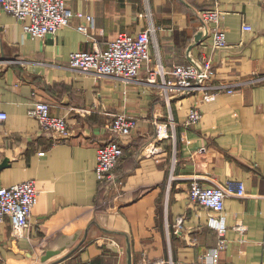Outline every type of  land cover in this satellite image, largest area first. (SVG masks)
I'll use <instances>...</instances> for the list:
<instances>
[{
  "label": "crops",
  "instance_id": "0c3cea01",
  "mask_svg": "<svg viewBox=\"0 0 264 264\" xmlns=\"http://www.w3.org/2000/svg\"><path fill=\"white\" fill-rule=\"evenodd\" d=\"M65 2L90 14L92 24L75 16L55 34L31 37L0 8V109L7 114L0 126V185L33 178L38 190L27 229L17 234L8 220L0 222V264H127V238L132 264L143 256L164 264L169 254L175 262L192 261L217 236L206 225L209 210L188 197L191 176L205 185L244 181L247 195L224 202L220 264H264V81L246 82L264 76V0ZM215 6L224 13L226 45L212 48L208 29L187 51L202 27L200 12ZM79 23H87L86 33ZM149 24L156 27L151 64L157 53L167 69L205 56L215 70L210 83L234 88L202 102L194 125L184 121L200 92L167 97L147 82L145 66L125 81L68 65L71 51L103 46L120 31ZM35 100L65 117L66 136L42 131L28 114ZM122 110L136 125L117 138L123 154L112 177L98 180L96 149L112 138L107 126Z\"/></svg>",
  "mask_w": 264,
  "mask_h": 264
},
{
  "label": "built area",
  "instance_id": "2783aa9c",
  "mask_svg": "<svg viewBox=\"0 0 264 264\" xmlns=\"http://www.w3.org/2000/svg\"><path fill=\"white\" fill-rule=\"evenodd\" d=\"M0 8L18 19L24 32L31 37L55 34L64 25L70 23L75 16L84 18L91 25L93 18L90 14L73 12L65 0H0ZM223 11L217 6L200 12L202 22L211 34V47L220 48L226 45L225 31L220 27ZM150 17V13L147 12ZM87 23H79L76 28L86 33ZM156 27L149 24L143 30L131 33L118 32L105 45L93 44L90 50H74L69 53L68 65L81 72L92 73L96 76H113L129 81L137 78L142 67L147 68V82L159 85L164 94L202 93V100L195 102L187 112L184 125L196 124L201 116V103L212 100L219 91L233 92L232 84L210 83L215 70L209 58L202 56L198 62L202 68L190 63L174 64L170 69L165 68L160 56L151 64L149 48L151 33ZM244 29H250L245 25ZM159 78V82L157 80ZM264 81V76L253 75L247 84H257ZM28 114L36 118L42 131H53L64 137L68 134V126L64 116L53 115L50 103L35 100L28 109ZM7 114L0 109V126L6 120ZM136 125V118L125 111L112 114L108 129L112 138L99 145L96 149L94 171L98 180L110 179L112 171L123 154L122 146L117 138L129 134ZM166 132V130H164ZM161 134V130H159ZM159 135V134H158ZM44 152H39L43 154ZM188 197L209 210L206 225L216 233V242L205 252L192 261H174L169 254L164 264H220V254L227 244V225L224 202L228 196L244 197L247 195L244 181L228 178L223 183L213 182L203 184L198 176L189 178ZM38 190L33 178L26 179L8 186L0 185V222L8 220L12 230L21 234L30 226V215L37 202ZM242 229V226H237ZM140 264H149L143 256Z\"/></svg>",
  "mask_w": 264,
  "mask_h": 264
},
{
  "label": "water",
  "instance_id": "95a60500",
  "mask_svg": "<svg viewBox=\"0 0 264 264\" xmlns=\"http://www.w3.org/2000/svg\"><path fill=\"white\" fill-rule=\"evenodd\" d=\"M184 1V0H182ZM202 27L194 34L192 42L188 45L187 51H190L193 46L197 45L200 41H202L204 38L208 36V28L207 26L201 21ZM189 62L194 64L198 71L202 73V68L198 62V60L195 57H190ZM126 253H127V264H132L131 261V251H130V242L127 238L126 242Z\"/></svg>",
  "mask_w": 264,
  "mask_h": 264
}]
</instances>
